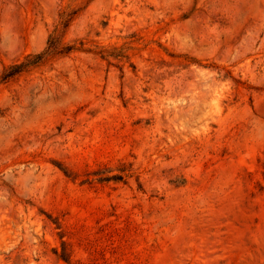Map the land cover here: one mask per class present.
I'll return each instance as SVG.
<instances>
[{
    "label": "rangeland",
    "instance_id": "rangeland-1",
    "mask_svg": "<svg viewBox=\"0 0 264 264\" xmlns=\"http://www.w3.org/2000/svg\"><path fill=\"white\" fill-rule=\"evenodd\" d=\"M55 27L0 82V264H264V0H0V75Z\"/></svg>",
    "mask_w": 264,
    "mask_h": 264
},
{
    "label": "trees",
    "instance_id": "trees-1",
    "mask_svg": "<svg viewBox=\"0 0 264 264\" xmlns=\"http://www.w3.org/2000/svg\"><path fill=\"white\" fill-rule=\"evenodd\" d=\"M75 11L68 13H61L60 17L61 28L66 29L70 23L71 18L73 17ZM58 29L55 27L47 37L46 46L42 51L34 54H27L24 59L20 62H15L8 65L0 75V82H5L20 73L29 70L30 68L40 65L44 60L52 56H65L71 53L75 47L72 44H65L62 42L60 36L57 34ZM84 50L85 48H82ZM89 52L99 54L101 58L110 60V59H122L127 57L122 48L116 46L112 48H102L100 50H91L86 49ZM113 179H120L121 176H112Z\"/></svg>",
    "mask_w": 264,
    "mask_h": 264
}]
</instances>
